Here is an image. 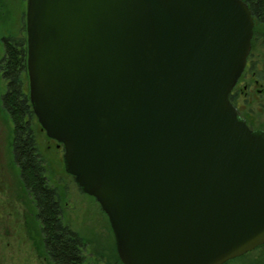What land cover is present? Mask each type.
<instances>
[{
    "label": "water",
    "instance_id": "obj_1",
    "mask_svg": "<svg viewBox=\"0 0 264 264\" xmlns=\"http://www.w3.org/2000/svg\"><path fill=\"white\" fill-rule=\"evenodd\" d=\"M243 0H27L33 110L124 264H224L264 244V131L230 100Z\"/></svg>",
    "mask_w": 264,
    "mask_h": 264
},
{
    "label": "rangeland",
    "instance_id": "obj_2",
    "mask_svg": "<svg viewBox=\"0 0 264 264\" xmlns=\"http://www.w3.org/2000/svg\"><path fill=\"white\" fill-rule=\"evenodd\" d=\"M27 0H0V35L20 36L26 30ZM0 41V57L4 55ZM0 81V91L3 90ZM29 90V79L26 91ZM5 91V90H4ZM41 125V124H40ZM36 125L40 152L50 184L63 203V219L86 241L88 264H121L115 236L97 199L84 193L66 172L64 151L57 150L42 126ZM13 123L0 98V264H53L45 250L35 202L22 183L13 157ZM226 264H264V244Z\"/></svg>",
    "mask_w": 264,
    "mask_h": 264
},
{
    "label": "trees",
    "instance_id": "obj_3",
    "mask_svg": "<svg viewBox=\"0 0 264 264\" xmlns=\"http://www.w3.org/2000/svg\"><path fill=\"white\" fill-rule=\"evenodd\" d=\"M9 41L4 72L9 84L3 97L4 109L14 123L13 157L22 183L35 202L45 250L53 264H88L84 253L86 241L64 221L61 196L50 184L45 158L39 149L35 128L40 123L29 90L26 91L27 31L10 36ZM118 261L124 264L120 257Z\"/></svg>",
    "mask_w": 264,
    "mask_h": 264
},
{
    "label": "flooded vegetation",
    "instance_id": "obj_4",
    "mask_svg": "<svg viewBox=\"0 0 264 264\" xmlns=\"http://www.w3.org/2000/svg\"><path fill=\"white\" fill-rule=\"evenodd\" d=\"M16 1L18 3L21 0ZM243 1L247 3L253 14V36L245 68L230 93V100L250 128L264 131V0ZM8 35L3 32L0 35V41L4 46L5 53L0 57V81L4 83L1 86L3 90L1 89L0 91V98L3 107L5 106L3 97L8 91L9 84L4 75L7 66V47L10 43V36ZM47 139L53 142V144L49 145L50 147L54 146L57 150L61 148L64 151V147L60 142L48 136ZM69 175L75 180L72 174Z\"/></svg>",
    "mask_w": 264,
    "mask_h": 264
}]
</instances>
